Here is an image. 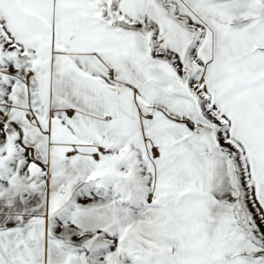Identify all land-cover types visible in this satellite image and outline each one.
Wrapping results in <instances>:
<instances>
[{"label": "snow or ice", "instance_id": "snow-or-ice-1", "mask_svg": "<svg viewBox=\"0 0 264 264\" xmlns=\"http://www.w3.org/2000/svg\"><path fill=\"white\" fill-rule=\"evenodd\" d=\"M0 264H264V0H0Z\"/></svg>", "mask_w": 264, "mask_h": 264}]
</instances>
